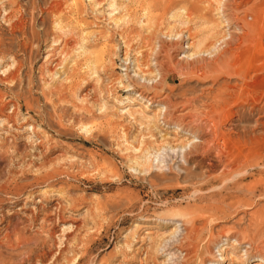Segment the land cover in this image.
I'll list each match as a JSON object with an SVG mask.
<instances>
[{
    "label": "rangeland",
    "instance_id": "1",
    "mask_svg": "<svg viewBox=\"0 0 264 264\" xmlns=\"http://www.w3.org/2000/svg\"><path fill=\"white\" fill-rule=\"evenodd\" d=\"M224 3L0 0V264H264V0Z\"/></svg>",
    "mask_w": 264,
    "mask_h": 264
},
{
    "label": "bare ground",
    "instance_id": "2",
    "mask_svg": "<svg viewBox=\"0 0 264 264\" xmlns=\"http://www.w3.org/2000/svg\"><path fill=\"white\" fill-rule=\"evenodd\" d=\"M221 1V3H224L225 1H227V0H220ZM219 4V3H218ZM225 4V3H224ZM220 8H221V11L223 12L224 11V7L223 6H220ZM219 8V9H220ZM218 9V8H217ZM225 14V13H224ZM230 23V22H229ZM225 25H227V24H225ZM224 34H225V32H224ZM233 34V33H232ZM230 39H233V35H231V34H226V35H223L222 37H220V39H218L217 41H216V43H214L213 44V48L214 49H220V47L221 48H226V46H228L229 45V43H230ZM219 43V44H218ZM217 46H219V48L217 47ZM220 52V51H219ZM134 85H128V88L126 89V90H136V86H138L137 85V83H133ZM222 90V89H221ZM140 93V92H139ZM224 93V92H223ZM220 94L221 93H219V95H217L216 97H218L219 98V102H221L222 104H223V102H225L227 99L225 98V97H223V96H220ZM139 95H142V97L143 98H146V99H149V100H153V97L152 96H149V95H146L145 94V92H143V91H141V93L139 94ZM227 102V101H226ZM225 102V103H226ZM224 103V104H225ZM227 108V107H226ZM225 114V113H224ZM223 115V114H222ZM227 114H225V117H223V118H225V119H227ZM222 117V116H221ZM222 120V119H221ZM256 121H258V119H256ZM222 122H223V120H222ZM259 123H260V121H259ZM259 123H257V124H259ZM254 124V123H253ZM252 124V125H253ZM261 125V124H260ZM256 127V126H255ZM260 127V126H259ZM257 128V127H256ZM256 129H254V130H252V132L253 131H255ZM254 133V132H253ZM255 133H256V131H255ZM252 138V137H251ZM226 259V258H225ZM259 260H261V259H259ZM264 260V257H262V261Z\"/></svg>",
    "mask_w": 264,
    "mask_h": 264
}]
</instances>
